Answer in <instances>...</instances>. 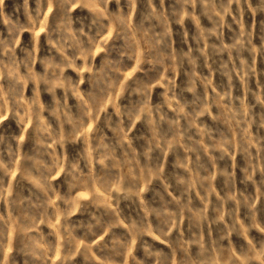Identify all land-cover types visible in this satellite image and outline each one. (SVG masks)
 Segmentation results:
<instances>
[{"label": "rangeland", "instance_id": "1", "mask_svg": "<svg viewBox=\"0 0 264 264\" xmlns=\"http://www.w3.org/2000/svg\"><path fill=\"white\" fill-rule=\"evenodd\" d=\"M0 264H264V0H0Z\"/></svg>", "mask_w": 264, "mask_h": 264}]
</instances>
